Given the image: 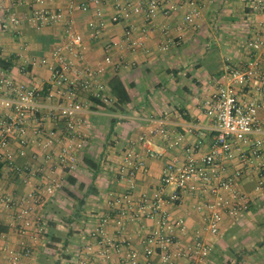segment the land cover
Masks as SVG:
<instances>
[{
  "label": "crops",
  "instance_id": "0c3cea01",
  "mask_svg": "<svg viewBox=\"0 0 264 264\" xmlns=\"http://www.w3.org/2000/svg\"><path fill=\"white\" fill-rule=\"evenodd\" d=\"M112 1L104 0L107 15L114 13ZM164 1L182 4L186 0ZM75 2L81 4L86 0ZM67 3L68 0H47L35 7L66 11ZM29 9L28 2L0 0V59L12 60L10 71L16 79L34 82L41 88V102L45 106L42 131L44 136L53 133L55 142L52 147L38 145L33 129L35 121L28 130L31 141L22 147L23 154L19 153V143L14 142L19 170L3 166L0 191L18 199L27 190L53 180L58 182V188L55 196L38 207L33 215L34 219L39 215L47 218L45 234H37L35 226L21 234L17 230L20 225L14 222L11 212H0V262L13 264L7 253L27 248L33 264H77L83 236L87 237L96 216L108 213L111 197L127 188L119 174L123 146L145 135L152 136L153 147L165 150L168 156L185 159L189 154L187 149L195 144L199 145L196 157L210 150L212 133L204 139L187 135L181 146L170 148L160 134L152 131L165 127L173 133H184L188 122L210 124L198 98L217 84L228 82V64L239 65L255 57L246 41L253 33L262 31L264 16L253 12L245 0H205L203 15L196 24L185 22L184 8L179 7L167 16L159 14L153 21L136 15L95 33L88 26L89 20L95 17L93 11L76 10L73 29L82 34L83 42L78 56H71L73 61L78 67H97L105 64L107 55L111 56L112 62L106 65L100 79L112 95L108 82L119 76L131 101L118 108L114 104L107 105L102 113H97L98 106L93 101L84 114L91 122V127L86 128L85 145L77 151L75 167L69 168L58 159L63 146L64 123L48 116V107L55 101L48 96L51 71L41 63L43 58L54 62L56 48L67 41V25L62 22L36 28L23 22L20 26H4L11 11L24 14ZM23 65L27 66L24 71ZM80 97L91 100L84 92ZM140 152L144 154L142 149ZM86 157L92 159L96 167L89 165ZM165 161V158H147L145 170L137 174L136 197L152 196L160 185ZM228 171L233 172V169ZM69 177L76 182L71 183ZM240 185L251 194L249 211L254 199L264 194L254 193L253 184L247 179ZM173 190L174 185H167L165 194L170 195ZM197 202L198 197L183 194L180 204L166 205L173 219H185L187 232L175 231L185 247L195 240L203 226L201 214L195 207ZM248 211L244 210L239 217L225 216L217 235L202 232L211 244L206 264H264V241L256 245L247 237L246 230L252 224ZM154 226L152 220H136L129 211L122 216L121 223L111 220L105 231L116 242L124 241L121 251L115 252L107 262L93 257L92 263L123 264L125 253L131 250H136L143 260L145 236ZM185 263L186 260L180 259L174 264ZM153 264H162L158 256L153 257Z\"/></svg>",
  "mask_w": 264,
  "mask_h": 264
},
{
  "label": "built area",
  "instance_id": "2783aa9c",
  "mask_svg": "<svg viewBox=\"0 0 264 264\" xmlns=\"http://www.w3.org/2000/svg\"><path fill=\"white\" fill-rule=\"evenodd\" d=\"M15 1L18 4L28 2L31 9L24 14L11 11L4 26H20L23 22L36 28L62 22L67 25V41L56 48L54 62L43 58L41 63L51 71L48 96L55 101L48 107V116L64 123L63 146L58 159L69 168L75 167L77 151L85 145L86 128L91 127V122L84 114L94 104L93 99L103 104H96L97 113L104 112L107 105L116 102L100 79L106 65L112 62L111 56L107 55L105 64L97 67H78L71 57L78 56V48L83 42L82 34L73 29V13L76 10H92L95 17L89 20L88 26L98 33L110 24L132 16L142 15L146 20L153 21L159 14L167 16L179 7L184 8V21L196 24L203 15L205 4V0H186L182 4L164 0H113L114 13L107 15L104 0H86L81 4L68 0L66 11L35 7L47 0ZM245 1L253 12L264 16V0ZM262 27V31L253 33L246 41L256 58L252 57L239 65L228 64V82L217 84L198 98L210 124L188 122L184 133H173L165 127L152 131L160 134L161 140L170 148L181 146L187 135L204 139L208 133H212L211 147L207 153L196 157L199 145L195 144L187 149L189 154L185 159L177 155L168 156L165 150L153 147L152 136L145 135L123 146L119 174L126 181L127 188L111 197L108 213L96 216L87 237L83 236L77 264H93L91 259L96 256L107 262L115 252L121 251L124 241L116 242L105 231V226L111 220L121 223L122 216L128 211L136 220H152L155 226L145 236L144 261L136 250H131L125 253L123 264H153L155 256L162 264H174L180 259L186 260L185 264H206L211 244L202 232L217 235L225 216L239 217L251 201V194L241 188V181H251L252 191L264 194V19ZM26 68V65L21 67L23 71ZM11 69L12 66L0 70V171L3 166L19 170L13 144L18 142L21 146L19 153H24L22 147L30 143L28 130L35 121L33 129L38 145L52 147L55 142L53 133L44 136L42 131L45 106L41 102V88L34 82L16 79ZM83 92L91 100L81 98ZM147 158L166 159L160 185L152 196L136 197L137 174L139 170H145ZM229 169H233V172H229ZM167 185H174L170 195L165 194ZM57 188L58 182L53 180L27 190L18 199L0 191V212H11L14 222L20 225L17 230L21 234L27 233L32 226L36 227L37 234H45L47 218L39 215L34 219L33 215L38 207L55 196ZM183 194L198 197L195 207L201 214L203 224L195 240L186 247L175 234L177 229L187 232L185 219H173L166 207L168 203L180 204ZM7 255L13 264H33L29 261L30 250L27 248L10 251Z\"/></svg>",
  "mask_w": 264,
  "mask_h": 264
},
{
  "label": "trees",
  "instance_id": "16d2710c",
  "mask_svg": "<svg viewBox=\"0 0 264 264\" xmlns=\"http://www.w3.org/2000/svg\"><path fill=\"white\" fill-rule=\"evenodd\" d=\"M13 65V62L12 60H2L0 59V68L1 69H9L11 66ZM108 87L110 89V92L112 93V95L116 98V102H115V106L116 108H118V106L121 104V105H126L127 103H129L131 101V98H130V94H129V91L128 89L126 88V86L124 85L123 81L121 80V78L119 76H114L112 77L109 82H108ZM93 101L96 103V104H101L103 105L99 100H97L96 98L93 99ZM85 161L93 166V167H96V163L86 157L85 158ZM1 166V164H0ZM69 180L71 183H75L76 180L74 178H70L69 177ZM83 185V184H82ZM54 233V232H53Z\"/></svg>",
  "mask_w": 264,
  "mask_h": 264
},
{
  "label": "rangeland",
  "instance_id": "374dc122",
  "mask_svg": "<svg viewBox=\"0 0 264 264\" xmlns=\"http://www.w3.org/2000/svg\"><path fill=\"white\" fill-rule=\"evenodd\" d=\"M247 211L248 208L246 209V212ZM249 211L251 212L250 220L252 224H250L249 229L246 230L247 237H251L249 240H252L253 244L260 245L261 242L264 241V195L260 197L257 196V198L254 199V202L250 205ZM249 230L254 233L251 234Z\"/></svg>",
  "mask_w": 264,
  "mask_h": 264
}]
</instances>
